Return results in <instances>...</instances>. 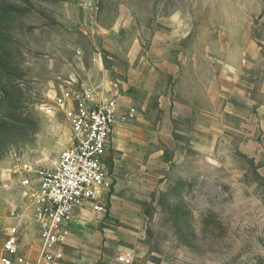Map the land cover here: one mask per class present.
I'll return each instance as SVG.
<instances>
[{
	"label": "rangeland",
	"instance_id": "1",
	"mask_svg": "<svg viewBox=\"0 0 264 264\" xmlns=\"http://www.w3.org/2000/svg\"><path fill=\"white\" fill-rule=\"evenodd\" d=\"M174 66L191 78L174 79ZM229 66L260 100L264 0H0V249L19 222L21 252L35 259L31 211L11 170L54 165L71 134L53 99L85 89L135 116L114 127L104 212L84 209L67 225L50 264H99L119 241L132 262L264 264V186L253 169L256 182L230 184L207 160L202 167L192 137L214 112L212 95L191 93L196 76L206 84Z\"/></svg>",
	"mask_w": 264,
	"mask_h": 264
},
{
	"label": "built area",
	"instance_id": "2",
	"mask_svg": "<svg viewBox=\"0 0 264 264\" xmlns=\"http://www.w3.org/2000/svg\"><path fill=\"white\" fill-rule=\"evenodd\" d=\"M53 107L67 122L70 145L50 168L22 162L11 170L31 211L30 221L38 241L37 255L30 260L22 254L21 224L14 221L4 230L0 264L55 263L60 257L57 248L75 213L87 208L104 212L102 199L110 187L107 151L113 128L119 119L135 116L131 107L120 114L113 96L85 89L62 90L54 97ZM117 261L124 263L126 257L120 255Z\"/></svg>",
	"mask_w": 264,
	"mask_h": 264
},
{
	"label": "crops",
	"instance_id": "3",
	"mask_svg": "<svg viewBox=\"0 0 264 264\" xmlns=\"http://www.w3.org/2000/svg\"><path fill=\"white\" fill-rule=\"evenodd\" d=\"M177 67L174 66L171 73L174 79L178 77L182 80L190 77L186 75L182 66ZM229 68L228 71L223 72V75L214 77L211 82L206 84L203 78L200 80V76H196V90L193 89L195 92L191 91V93H200L203 96L212 95L214 112L207 113L213 124H198L195 133L192 134L194 148L198 159L203 164L202 167L207 160L212 164L214 172L219 171L225 176V182L230 184L238 181H243L245 184L254 183L256 180L250 177L253 169L255 179H258L264 186V80H261L256 90L260 100H251L246 97V93H249L247 89L250 90V87L243 83L244 81L242 77L238 76L236 68L232 69L231 66ZM200 113L203 117L206 116L203 111ZM239 157L245 159L252 166L242 167L239 163H234L233 159ZM224 159H228L229 162L224 163ZM260 194L264 196V188L260 190ZM90 210L91 208L86 212L84 209L78 210L69 224L78 222V218L82 217L84 212L91 213ZM109 248L113 250L112 254L103 253L104 255L102 254V257L98 258L99 261L101 260L99 264H152L137 259L134 262L127 261L128 258L124 263L118 262L117 257L124 250L120 246V241L115 245H110ZM130 251L134 257L139 256L138 251ZM99 252L101 253V249Z\"/></svg>",
	"mask_w": 264,
	"mask_h": 264
}]
</instances>
